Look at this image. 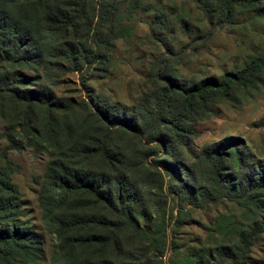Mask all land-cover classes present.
Returning a JSON list of instances; mask_svg holds the SVG:
<instances>
[{
	"label": "trees",
	"instance_id": "trees-1",
	"mask_svg": "<svg viewBox=\"0 0 264 264\" xmlns=\"http://www.w3.org/2000/svg\"><path fill=\"white\" fill-rule=\"evenodd\" d=\"M195 1L217 23L248 11L264 17V0ZM142 2L0 0V264H37L41 254V235L22 219L12 178L19 166L8 156L25 146L48 156L36 180L41 222L56 241L49 264H162L169 202L179 228L187 206L222 200L237 204L243 220L219 222L204 259L179 264L254 263L250 249L264 233V159L238 136L198 151L194 142L215 105L264 82V53L237 70L186 77L174 72L185 48L160 50L130 109L102 92H56L65 73L79 72L83 87L88 76H107L115 41L129 33L124 4L134 10ZM171 21L156 9L152 33H165ZM210 35L196 39L205 45Z\"/></svg>",
	"mask_w": 264,
	"mask_h": 264
},
{
	"label": "rangeland",
	"instance_id": "rangeland-1",
	"mask_svg": "<svg viewBox=\"0 0 264 264\" xmlns=\"http://www.w3.org/2000/svg\"><path fill=\"white\" fill-rule=\"evenodd\" d=\"M156 9L165 10L172 24L165 33H152L151 21ZM121 24L129 33L115 41L111 56L112 67L106 77L86 78L80 85L79 72L62 75L58 94L81 98L86 91L102 92L113 100L122 101L127 109L133 107L134 98L144 86L150 61L159 51L170 47L174 51L185 48L184 63L174 72L181 76L207 77L237 70L253 57L264 53V17L255 11L236 14L230 23H217L216 13L204 11L195 0H143L138 9L129 10L124 4ZM211 31L203 45L197 34ZM189 43L194 47H189ZM212 116L199 122L194 146L198 151L204 144L220 141L228 136L241 137L248 144L255 159H264V82L256 89L237 91L230 99L213 107ZM5 122L0 118V150L6 145L2 136ZM8 156L19 166L13 181L21 192L25 216L35 232L41 235V254L37 264H49L55 247L53 234L41 222V209L37 201L39 182L48 158L25 146L10 150ZM185 224L174 227L172 218L176 211L173 201L167 207L166 226L168 247L162 264H179L190 255L204 259L208 247L218 239L219 222L243 220V210L235 203L222 200L204 208L187 206ZM253 264H264V233L250 249Z\"/></svg>",
	"mask_w": 264,
	"mask_h": 264
}]
</instances>
